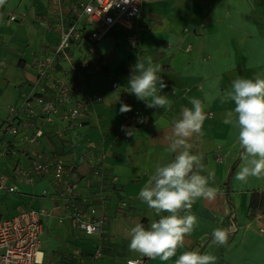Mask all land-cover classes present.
I'll use <instances>...</instances> for the list:
<instances>
[{"label":"crops","instance_id":"0c3cea01","mask_svg":"<svg viewBox=\"0 0 264 264\" xmlns=\"http://www.w3.org/2000/svg\"><path fill=\"white\" fill-rule=\"evenodd\" d=\"M77 2L87 5L93 0H62L64 6ZM11 16L17 21L8 23ZM60 16L65 26L71 25L73 17L56 7L55 0H5L0 6V175H10L15 165L28 167L37 159L62 160L74 168L80 196L104 207V238H88L75 228L70 212L56 198L51 174L36 178L33 185L18 184L16 195L0 193V215L47 211L43 264H175L183 252L196 248L213 255L215 264H264V174L245 181L235 178L252 158L240 148L235 114L229 116L234 102L222 99L233 80L264 76V0H145L135 23L134 44L127 32L116 29L94 50L83 43L74 48L75 62H91L85 75L88 95L103 98L90 108L81 126L67 124L59 114L52 124H24L12 139L4 131L10 108L32 93L47 94L33 65L59 43ZM79 26L93 31L88 18ZM149 55L162 65L159 75L167 85L161 94L168 95L169 104L160 109L147 107L128 92L132 66ZM102 60L108 67L101 65ZM114 83L127 92H115ZM193 97L206 105L207 118L202 135L189 142L194 153L203 154L204 174L213 173L212 186L220 192L213 200L198 198L193 203L197 224L173 257L148 258L128 247L132 227L141 223L147 228L159 219L139 193L156 166L174 158L166 138L182 110L192 107ZM123 105L139 113L138 128L131 136L120 131L128 113L121 112ZM38 130L43 137L32 145L29 141ZM9 139L18 158L1 156ZM218 227L231 228L222 246L213 241ZM56 235L62 236L61 242L54 241Z\"/></svg>","mask_w":264,"mask_h":264},{"label":"built area","instance_id":"2783aa9c","mask_svg":"<svg viewBox=\"0 0 264 264\" xmlns=\"http://www.w3.org/2000/svg\"><path fill=\"white\" fill-rule=\"evenodd\" d=\"M144 2L145 0H93L87 5L77 2L64 6L62 0H55V6L62 7L63 11L73 17V21L70 26H65L60 16L59 43L39 56L33 65L38 82L43 85L47 94L32 93L10 108L4 124L5 134L14 139L24 124L32 125L38 121L52 124L59 114L67 124L81 126L90 108L101 104L103 98L88 95L85 75L91 62H75L74 48L83 43L88 49L94 50L116 29L127 32L128 39L134 44L137 41L135 23L143 13ZM83 18L89 19L92 32L87 33L80 28ZM16 21L15 16L7 20L8 23ZM62 64H66L67 68L61 69ZM101 65L108 67L107 60H102ZM113 90L127 92L119 83L113 84ZM138 119L139 113L130 108L120 127L121 133L131 136L138 128ZM42 137V131L38 130L29 143L36 144ZM14 147L11 139L5 141L1 156L18 158ZM73 170L60 159L54 162L37 159L28 167L17 164L10 175H0V193L16 195L19 193L18 184L33 185L36 178L51 174L54 187L58 190L56 198L70 212L75 228L88 238L102 241L106 225L105 209L97 208L89 199L80 196L79 181ZM47 216L44 209L24 210L11 217L0 215V264H43L44 253L41 246ZM127 264L140 263L129 261Z\"/></svg>","mask_w":264,"mask_h":264},{"label":"clouds","instance_id":"9594fccd","mask_svg":"<svg viewBox=\"0 0 264 264\" xmlns=\"http://www.w3.org/2000/svg\"><path fill=\"white\" fill-rule=\"evenodd\" d=\"M4 4L5 0H0V6ZM161 72L162 65L154 63L151 55L144 60L138 58L128 79V92L145 101L149 108L160 109L168 105V95L161 94V90L167 87L163 76L159 75ZM149 97L151 102H148ZM222 99L234 102L235 107L229 116L235 114L240 148L252 158L235 178L245 181L249 176L260 177L264 174V76L257 73L254 78L233 80L231 91ZM189 102L192 107L182 110L180 118L172 122L171 134L166 138L174 158L165 165H157L139 193V198L154 210L159 219L147 228L141 223L132 227L128 247L131 252L148 258L159 257L166 261L173 257L183 246L185 236L197 224L198 218L191 212L193 203L198 198L213 200L220 192L218 187L212 186L213 173L204 174L203 154L194 153L189 142L193 136L202 135L207 118L206 105L194 97L189 98ZM129 110L130 106L121 107V112ZM229 122L225 120V123ZM230 234V227H218L212 234L213 241L225 245ZM175 264H215V257L196 248L183 252Z\"/></svg>","mask_w":264,"mask_h":264},{"label":"rangeland","instance_id":"374dc122","mask_svg":"<svg viewBox=\"0 0 264 264\" xmlns=\"http://www.w3.org/2000/svg\"><path fill=\"white\" fill-rule=\"evenodd\" d=\"M61 238H62L61 235H56L53 239H54V241H56V242H61ZM54 255H55V256H63V255H61L58 251H54ZM80 256H81V254H80ZM80 256H79V257H80Z\"/></svg>","mask_w":264,"mask_h":264},{"label":"trees","instance_id":"16d2710c","mask_svg":"<svg viewBox=\"0 0 264 264\" xmlns=\"http://www.w3.org/2000/svg\"><path fill=\"white\" fill-rule=\"evenodd\" d=\"M233 176V172L230 174V177H229V185L231 184V178Z\"/></svg>","mask_w":264,"mask_h":264}]
</instances>
